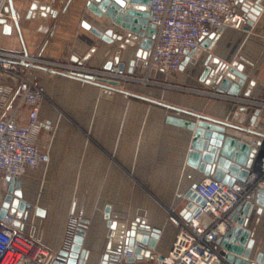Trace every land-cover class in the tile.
<instances>
[{
	"label": "crops",
	"instance_id": "obj_1",
	"mask_svg": "<svg viewBox=\"0 0 264 264\" xmlns=\"http://www.w3.org/2000/svg\"><path fill=\"white\" fill-rule=\"evenodd\" d=\"M251 1L262 8L251 25L215 30L200 41L179 71L154 72L152 83L122 80L115 86L119 91L104 93L97 83L34 71V79L46 89L38 144L47 160L16 178L23 201L30 204L22 220L27 237L60 255L71 240L70 215L81 216L88 224L84 242L90 252L88 264H101L108 246L110 230L105 216L110 208L111 217L125 218L119 222L138 219L160 230L154 255L170 251L178 231L173 215L184 218L181 212L189 202L186 194L212 176L188 163L193 132L167 120L169 115L191 118L166 105L231 119L241 105L249 103L253 104L248 106L250 114L261 107L258 123L264 128V0ZM35 2L57 15L48 12L40 17L39 10L29 17ZM87 2L13 0L18 20L9 33L0 24V49L105 68L119 45L105 42L92 31L94 27L104 31L108 26L101 24ZM209 57L243 66L247 79L238 96L219 93L202 80ZM120 61H126L127 73L130 58ZM139 73L137 70L136 75ZM0 83L17 86L14 79L0 77ZM0 98V103L10 105L17 100L6 92L0 93ZM28 110L26 105L20 107L19 122ZM6 187L9 185L2 179L0 202ZM249 227L257 253L264 252V212L255 214ZM129 264L151 262L142 257Z\"/></svg>",
	"mask_w": 264,
	"mask_h": 264
},
{
	"label": "built area",
	"instance_id": "obj_2",
	"mask_svg": "<svg viewBox=\"0 0 264 264\" xmlns=\"http://www.w3.org/2000/svg\"><path fill=\"white\" fill-rule=\"evenodd\" d=\"M246 3L249 1L151 0L150 23L154 25L155 33L147 56L137 61L133 73L120 74L83 62L51 61L0 49V77L17 82L15 88L0 83V93L6 92L17 98L12 105L0 103V181L4 179L5 185H10L8 177L18 178L27 169L47 160V154L38 144L42 126L39 114L46 89L34 79L36 69L91 83H98L103 78L152 83L149 76L154 72L179 71L189 53L195 52L200 41L215 30L222 26L242 29L249 25L248 14L243 9ZM8 6L9 0H0V21L6 19V23L13 26L18 16L7 12ZM142 68L145 77L140 79L136 74ZM22 105L28 106L29 110L19 122L17 115ZM260 140L263 156L250 168L245 180L227 185L214 177H206L197 184L195 190L205 199V205L187 219L173 215L178 231L171 249L166 255L159 256L154 255L155 249L152 250L147 257L151 264H231L218 240L233 228L230 216L237 207L250 193L264 189V137ZM2 203L3 200L0 211ZM70 220L72 238L84 218L71 214ZM16 221L17 217L9 213L4 219L0 218V264H54L59 255L27 237L22 225H15ZM153 229L148 223H140L137 227L138 233L145 235H151ZM133 249L124 245L120 253L114 254L116 258L107 260L106 264H129L128 258L134 256ZM136 257L138 260L146 256Z\"/></svg>",
	"mask_w": 264,
	"mask_h": 264
},
{
	"label": "water",
	"instance_id": "obj_3",
	"mask_svg": "<svg viewBox=\"0 0 264 264\" xmlns=\"http://www.w3.org/2000/svg\"><path fill=\"white\" fill-rule=\"evenodd\" d=\"M248 1L249 3H246L243 9L247 12L249 25H251L262 8L257 3L252 6L253 1ZM150 3L151 0H88V9L101 19L102 25L108 26L104 31L97 27H94L92 31L105 42L109 44L117 42L119 45L115 55L105 66L106 69L124 74L126 61L120 60L125 57L130 58L128 73H133L137 61L147 56V50L155 33L154 25L150 23ZM30 10L29 17L35 16V12L39 10L40 17H46L48 12L57 15L56 11L38 2L33 3ZM6 11L16 14L13 0H9ZM0 23L9 33L12 27L6 23V19H2ZM86 26L90 25L86 24ZM194 53H189V56ZM186 61L187 59L183 65ZM205 66L202 74L203 81L206 80V83L216 88L219 93L226 92L233 96L240 94L241 87L247 79L242 71L244 69L242 65L237 63L226 65L218 58L209 57ZM142 73H145L143 68ZM120 83V79L103 78L97 84L106 93L109 90L119 91L115 86ZM249 94L246 92L245 96ZM249 105L253 104L241 105L231 119H217L166 105L177 113H184L191 118L169 115L167 119L168 122L186 127L193 132L188 163L199 168L207 176H212L227 185H233L237 180H245L250 168L263 156L260 138L264 137V128L258 123L261 107H256L255 111L250 114ZM8 180L10 185L3 190L0 218L4 219L8 213L15 215L17 217L15 225L21 226L30 204L23 201L19 181L12 177H8ZM196 186L197 184L186 194L189 202L181 212L186 219L198 213L206 203L205 199L196 192ZM110 212L111 209L107 208L105 218L110 232L107 252L101 264H106L107 260L116 258L114 254L120 253L124 245L134 248V256L128 258L129 263H135L138 255L143 254L149 257L152 250L156 249L160 230L154 228L151 235L138 233V224H146L145 221L137 219L128 224L119 222L124 221L125 218L111 217ZM263 212L264 189H257L250 193L248 198L231 214L230 219L234 226L218 240V244L225 250L227 260L231 264H264V252L257 253L258 247L254 232L249 227L254 215L259 216ZM87 227L85 220L77 226L67 249L61 251L54 264H88L90 252L84 247Z\"/></svg>",
	"mask_w": 264,
	"mask_h": 264
},
{
	"label": "rangeland",
	"instance_id": "obj_4",
	"mask_svg": "<svg viewBox=\"0 0 264 264\" xmlns=\"http://www.w3.org/2000/svg\"><path fill=\"white\" fill-rule=\"evenodd\" d=\"M142 72V71H141ZM157 73V72H156ZM151 76V75H150ZM149 76V77H150ZM137 77H139L140 79H143L144 77H145V74L143 73V75H142V73L140 74L139 73V76H137ZM156 81V80H155ZM143 82V81H142ZM142 82H140V83H142ZM157 82H161V81H157ZM174 86H178V84H173Z\"/></svg>",
	"mask_w": 264,
	"mask_h": 264
},
{
	"label": "bare ground",
	"instance_id": "obj_5",
	"mask_svg": "<svg viewBox=\"0 0 264 264\" xmlns=\"http://www.w3.org/2000/svg\"><path fill=\"white\" fill-rule=\"evenodd\" d=\"M145 80H147V79H145Z\"/></svg>",
	"mask_w": 264,
	"mask_h": 264
}]
</instances>
